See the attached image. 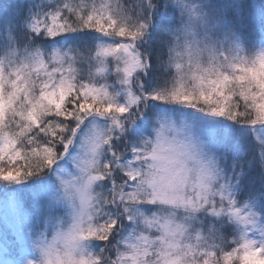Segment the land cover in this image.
<instances>
[{
  "label": "rangeland",
  "instance_id": "rangeland-1",
  "mask_svg": "<svg viewBox=\"0 0 264 264\" xmlns=\"http://www.w3.org/2000/svg\"><path fill=\"white\" fill-rule=\"evenodd\" d=\"M260 40L264 0H0V264H264Z\"/></svg>",
  "mask_w": 264,
  "mask_h": 264
},
{
  "label": "trees",
  "instance_id": "trees-1",
  "mask_svg": "<svg viewBox=\"0 0 264 264\" xmlns=\"http://www.w3.org/2000/svg\"><path fill=\"white\" fill-rule=\"evenodd\" d=\"M43 21L47 23V24L44 23L45 26L42 27V29H43L42 34L45 36V34L51 33L53 31V28H52V21L49 23V19H46L45 17H43ZM262 121L264 122V119ZM104 259L105 258H103V262H104Z\"/></svg>",
  "mask_w": 264,
  "mask_h": 264
}]
</instances>
